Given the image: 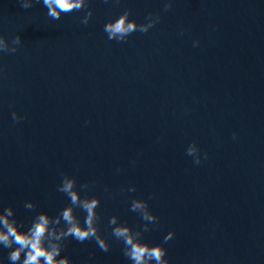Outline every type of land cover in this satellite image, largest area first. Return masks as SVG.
Here are the masks:
<instances>
[{
  "label": "water",
  "instance_id": "obj_1",
  "mask_svg": "<svg viewBox=\"0 0 264 264\" xmlns=\"http://www.w3.org/2000/svg\"><path fill=\"white\" fill-rule=\"evenodd\" d=\"M91 7L85 25L82 11L54 20L40 0L27 9L0 0V35L21 39L0 53V204L25 223L36 211L55 215L68 202L56 191L66 173L99 197L109 242L104 252L68 238L72 264H130L107 219L138 227L132 197L158 217L145 240L174 231L162 245L169 264H264V0ZM124 8L137 23L148 12L160 20L109 41L103 23ZM192 141L207 153L199 164L185 153Z\"/></svg>",
  "mask_w": 264,
  "mask_h": 264
},
{
  "label": "clouds",
  "instance_id": "obj_2",
  "mask_svg": "<svg viewBox=\"0 0 264 264\" xmlns=\"http://www.w3.org/2000/svg\"><path fill=\"white\" fill-rule=\"evenodd\" d=\"M22 8H30L34 0H18ZM46 8V15L58 20L62 15L81 12L78 17L81 24H87L93 15L92 0H40ZM109 3L110 0H104ZM161 11L166 12L172 7L174 0H160ZM160 20V13L148 12L143 22L137 23L130 18L128 8H124L103 23V31L109 41L123 42L133 32L146 33ZM183 30L180 31V35ZM19 35L6 40L0 35V53H15L20 45ZM199 41L194 40L193 46ZM13 122L21 119L15 111L11 112ZM235 136V133H233ZM185 153L192 157L194 164H199L207 153H201L195 141L190 142ZM119 169H117V172ZM88 184L81 183L79 189L73 176L60 173V181L56 191L67 197V204L58 210L55 215L46 211H36L26 223L18 221L14 208L11 205L0 204V252L6 251L8 264H72L67 255H62L64 242L71 238L79 243L92 240L104 252L109 249V242L101 235L98 229L99 215L97 207L100 199L96 195H88ZM123 190V189H122ZM127 192L135 191L134 185H128ZM83 193V194H82ZM23 207L35 209L31 200H25ZM129 210L136 213L141 220L138 227H132L121 221L117 215H110L107 219V228L111 236L122 245L121 252L130 264H169L166 249L163 243L171 240L175 233L168 230L164 233L161 243H149L144 239V233L154 227L158 217L149 208L147 199L132 197L128 204ZM83 213L81 221L74 213V209ZM0 264H5V257L0 256Z\"/></svg>",
  "mask_w": 264,
  "mask_h": 264
}]
</instances>
